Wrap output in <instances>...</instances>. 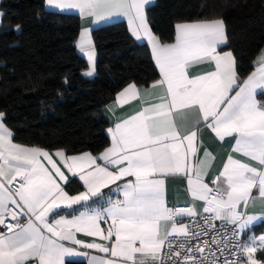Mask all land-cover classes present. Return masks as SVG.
Wrapping results in <instances>:
<instances>
[{
	"label": "snow or ice",
	"instance_id": "obj_1",
	"mask_svg": "<svg viewBox=\"0 0 264 264\" xmlns=\"http://www.w3.org/2000/svg\"><path fill=\"white\" fill-rule=\"evenodd\" d=\"M46 3L60 11L78 10L96 23L127 17L131 35L152 46L161 77L152 87L163 89V94L159 102H146L108 129L111 145L98 156H69L63 149L50 153L14 143L0 112V226L6 229L0 232V264H66V257L87 256L81 247L107 254L92 256L88 264H218L221 258L222 264H264L256 257L257 252L264 254V235L240 239L258 217L239 211L257 198L254 189L264 200V101L256 98L258 90H264V49L253 62L254 70L241 81L233 53L217 51L227 43L222 19L178 22L174 42L162 44L148 24L150 0ZM4 15L0 11V23ZM77 47L88 61L82 75L93 77L96 50L89 28L80 32ZM202 61L214 62L215 71L191 77L189 67ZM140 96L132 83L117 94L116 103ZM189 110L196 114L194 125L177 123L176 117ZM201 126L221 141L233 137V153L248 162L230 154L205 182L214 157L205 151L199 158ZM62 167L79 176L84 191H65L60 181L68 177ZM178 174L186 177L192 200L203 202L202 209L195 204L167 206L162 177ZM111 185L118 195L104 199L103 190ZM77 205L83 210L75 209ZM61 209L78 214L69 218L59 214ZM185 217L187 223H178ZM215 221H221V227L232 225V236L225 231L213 235L211 243L201 239L209 230L216 233ZM80 234L102 242H87ZM174 238L183 239L174 246ZM165 245L166 258L159 255Z\"/></svg>",
	"mask_w": 264,
	"mask_h": 264
},
{
	"label": "trees",
	"instance_id": "obj_2",
	"mask_svg": "<svg viewBox=\"0 0 264 264\" xmlns=\"http://www.w3.org/2000/svg\"><path fill=\"white\" fill-rule=\"evenodd\" d=\"M0 11L6 13L0 23V112L13 140L68 154L100 152L109 143L103 106L128 83L147 86L158 79L148 46L133 39L124 21L95 27L97 72L85 77L87 61L75 47L78 14L49 10L44 0H0ZM146 15L161 42L173 40L178 22L222 19L227 43L221 49L233 53L239 78L251 72L264 45V0H155ZM66 188L74 193L81 185L73 180Z\"/></svg>",
	"mask_w": 264,
	"mask_h": 264
},
{
	"label": "crops",
	"instance_id": "obj_3",
	"mask_svg": "<svg viewBox=\"0 0 264 264\" xmlns=\"http://www.w3.org/2000/svg\"><path fill=\"white\" fill-rule=\"evenodd\" d=\"M154 1L155 0H150V3H149V5L146 6V9H147V7L152 5L154 3ZM44 2H45L46 8L49 10H52L55 12H65V13H76V14H78L79 19H80L79 34L84 28H89L90 32H91V30L95 27H98V26H101V25H104L107 23H111L114 21H124L126 26H127L128 31L131 35L130 28H129V22H128L127 17L115 16V17L111 18L110 20L100 21V22L96 23V22H94V18L82 16L78 10L72 9V10L60 11L59 9H57L55 7L47 5L46 0H44ZM208 20H210V19H208ZM195 21H198V20H195ZM185 22H191V21H185ZM148 24H149V22H148ZM149 26H150V24H149ZM78 39H79V36H78L77 41L75 43L76 50L87 61V56L83 52H81L79 50V48L77 47ZM133 39L139 43H144L148 46L150 54H151V58H152L153 63L157 69V72H158V79L157 80H159L161 78L160 77V71H159V67L156 64V61L154 59L151 44L146 39L137 40L134 37H133ZM174 40H175V27H174V38H173V40L170 42H161V41L160 42L162 44H169V43H173ZM224 45H220L218 47L217 51H219V52L229 51V50H222L221 49V47H223ZM261 49H264V45ZM257 55H256V57H257ZM256 57H255V59H256ZM87 67H88V61H87ZM254 68H255V65L253 63V68H252L251 72L254 70ZM235 69H236V67H235ZM211 71H215V64H214V62H209V61H202V62L193 64L188 69V73L191 77H195L198 75H204L207 72H211ZM247 76L245 78H240V80L242 81L243 79H246ZM154 82L147 85V86H137V88L141 94L140 97L132 99L123 105H117L116 96L127 85L132 84V83H128L124 87H122L119 91H117L114 98L109 103H107L105 106H103L102 112H103V115L105 116V118L108 122V126L105 130V133L109 139V143L100 152H98L96 154H92V155L98 156L106 148H108L111 145V135H110L108 129L114 128L115 124L119 120L126 119L129 116L134 115L137 111L141 110L142 107L147 106L146 102H151V103L159 102L158 97L163 94V89L158 88V87L153 88L152 85L154 84ZM263 93H264V90H258V94L256 97L257 100L264 101ZM176 120H177V123L181 124L182 126L192 127L195 123V120H196V114L194 111H191V110L185 111V112L180 113L176 117ZM199 141H200V148H199V153H198L199 158L203 159L205 151L211 153V155L214 157V160H212L211 167L208 171V174L205 177V182H210L213 179L214 175L217 174L218 171L222 169L223 163L227 160V157L230 154L234 155L235 158L242 159L244 162H248L247 157H243L242 154H234L233 153L232 149H233V146L235 144V139L233 137H226L224 140L221 141L209 129L201 126L200 127V133H199ZM13 142L20 144V145H23V146L38 147V146L24 145V144L15 142L14 140H13ZM45 150H48V149H45ZM55 150H57V149L48 150V151L50 153H54ZM66 154L69 156L79 155V154H68V153H66ZM80 154H82V153H80ZM53 158L58 159L55 156ZM62 170L65 172V175L68 177L67 182L60 181L61 186L64 187L65 191L68 192L66 185L70 181H73V180L78 182L81 185V189L77 192H74V193L69 192V194L75 195V194H78L79 192L85 190L84 185H83V181H81L79 179L78 175H73L71 172H69L66 168H63V167H62ZM162 178L164 179V197H165L167 206L169 208H172L174 206H191V205L195 204V206L198 210L202 209L203 202L192 200L191 194L188 190L187 179L183 174L167 175V176H164ZM210 186H211V184H210ZM103 192L105 193L104 199H107L108 195H112V198L115 199L118 195V193L116 192V186L115 185L109 186V188L104 189ZM253 196L257 197V198L254 200V202H250L249 205L247 206V208H245L243 205H241L239 207L240 212H246L248 215H255L258 217L257 220L253 221L252 224L249 225L248 228L245 229V231L242 233V235H241L242 241H248L249 238L252 237L253 235H255L256 237H259L260 235H264V200H261L258 198V192L256 189L253 190ZM74 208L79 209V210H83L80 205L74 206ZM70 211H72V210L61 209V210H59V214L68 216L69 218L71 217V215L78 214L77 211H73L69 214L61 213V212H70ZM54 218H58V217H54ZM185 220H186V217L183 219H179L178 223H185ZM9 222H11V221L9 220ZM107 226H108L107 224H102V227L107 228ZM5 230L6 229L3 226H0V232H3ZM79 238L83 239L87 242H97V243L102 242L100 240V238H91V237L85 236L84 234H80ZM103 243H105L106 245H110L109 241H103ZM79 251L86 252L87 256L66 257L65 260L66 261H82V262H84V264H88V261L92 256L105 257L107 255V254L101 253L95 249H86V248H82V247L79 248ZM161 251H162V249H161ZM256 257L258 259L264 260V254H261L260 252H257Z\"/></svg>",
	"mask_w": 264,
	"mask_h": 264
},
{
	"label": "built area",
	"instance_id": "obj_4",
	"mask_svg": "<svg viewBox=\"0 0 264 264\" xmlns=\"http://www.w3.org/2000/svg\"><path fill=\"white\" fill-rule=\"evenodd\" d=\"M175 207H187V206H175ZM187 222H188V219L186 218L185 223H187ZM197 222L202 224V220H199V218H198ZM215 224H216V233H213L211 230H209V234L207 236H202L201 239H207L211 243L213 235L219 234L222 236L225 231L228 232L229 237L232 236V233H231V229L233 227L232 225L226 224V225H224V227H221V224H222L221 221H215ZM182 239L183 238H174V246L176 244H178L179 242H181ZM240 239H241V237H240ZM215 247H216V245H213L214 249H215ZM174 250H175V248H174ZM160 255L164 256L165 258L167 257V246L166 245L162 248ZM217 255H219V253H217ZM230 259H235V257H230ZM222 262H223V258H221V260L218 262V264H222ZM169 264H170V262H169Z\"/></svg>",
	"mask_w": 264,
	"mask_h": 264
}]
</instances>
